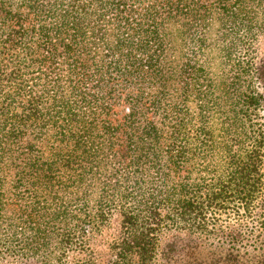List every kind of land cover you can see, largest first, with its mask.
Segmentation results:
<instances>
[{"label":"trees","instance_id":"16d2710c","mask_svg":"<svg viewBox=\"0 0 264 264\" xmlns=\"http://www.w3.org/2000/svg\"><path fill=\"white\" fill-rule=\"evenodd\" d=\"M203 1L0 0V220L20 191L65 231L70 222L98 231L116 210L111 264H152L158 254L183 264L175 242L159 249L165 228L197 239L215 211L252 213L264 188L263 128L252 115L264 96L250 85L231 101L226 82L235 52L264 33V0ZM25 8L40 17L35 33L10 24ZM235 66L237 80L264 82V59ZM121 150L128 161L116 182ZM185 159H202L211 182L177 177ZM203 245L187 244L185 264H213ZM228 245L233 264H264L263 240L257 254Z\"/></svg>","mask_w":264,"mask_h":264},{"label":"rangeland","instance_id":"374dc122","mask_svg":"<svg viewBox=\"0 0 264 264\" xmlns=\"http://www.w3.org/2000/svg\"><path fill=\"white\" fill-rule=\"evenodd\" d=\"M213 1L216 0H204L203 2L212 4ZM142 8L144 7L142 6ZM0 12L1 18L6 15L5 11ZM9 21L15 29H19L21 25L27 27L30 32L35 33L37 27H39L40 17L25 8L20 16L15 14L9 16ZM216 29L217 26L213 25L209 33H215ZM255 33H257L255 38L252 39L245 49L235 52L230 64L231 69L235 68V70L232 71L230 68L227 70L226 87L229 94H231V101L232 99L236 100L239 94L250 85L264 96L263 81L251 78L249 75H244L241 77L242 79L237 80L239 69L235 66V63L241 62L244 65L249 60L256 63L264 59V33ZM6 61L8 60L6 59ZM243 71V68L240 69L241 73ZM253 71V69L249 70V73L253 74ZM114 110L113 112L115 113L119 112L116 118H121L124 113V104L116 106ZM252 119L255 127L262 123L260 126L263 128L261 140L264 144V99H262L260 111L254 113ZM249 131H251L250 128ZM238 133V131L232 133L231 141L233 143H238L236 139H241V136L237 137ZM251 143L248 139L245 142L249 146H251ZM123 152L124 150H121V153L119 152L121 157L117 160L115 159V165L113 166L118 172L116 182L120 180L119 177L122 178L123 176V167L121 165L124 161H128V159L125 160L123 158ZM205 166L202 159H197V163L193 164L186 163V159L182 160L177 177L180 176V179L187 183H194L195 180L198 181L201 178H204L202 181L211 182V178L214 177L213 172L205 174L200 171ZM211 169L215 170V165ZM262 191L261 197L254 203L252 213L249 216L243 212L241 214L234 212L237 208L232 207L233 205L227 209L215 211L214 215L210 217L211 221L209 223V231L211 229L215 231H207L208 234L204 233L201 235L202 238L199 237L197 239L190 231L184 229L168 230L165 228L158 235L159 249L163 251V248L167 249V243L175 242L177 251L173 255L177 259L174 261L175 263L180 261L185 264L191 260L186 254L187 244L191 241H193V244L199 242L204 244L203 247L213 248V253L210 252L205 255V258L208 256V260H211L213 264H233L232 260H229L227 256L230 249L228 243L230 239H236L243 251L249 250L248 253L257 254L261 241L263 240L264 243V222L262 221L264 218V188ZM18 193L17 195L9 196V207L7 214H5L6 217L0 220V231L3 235L0 237V264H111L113 262L115 254L110 245L115 240H118L121 235V216L116 210L111 214L110 219L101 225L98 231L88 225H83V228L80 229L79 227L81 226L75 227L76 223L70 222L67 225L69 227L66 230L67 233L69 231H71L72 235L74 233H82L85 238L82 242L77 239L75 243H67L66 240L63 242L62 239L66 234V225L53 220L51 209L47 211V209L42 207V204L34 203L35 200L32 199V195L27 191ZM194 238L196 239L195 242ZM162 257L161 254H158L152 264H164Z\"/></svg>","mask_w":264,"mask_h":264}]
</instances>
